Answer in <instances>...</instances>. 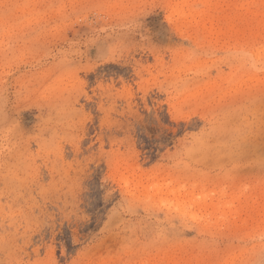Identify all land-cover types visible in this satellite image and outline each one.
<instances>
[{"label": "rangeland", "instance_id": "obj_1", "mask_svg": "<svg viewBox=\"0 0 264 264\" xmlns=\"http://www.w3.org/2000/svg\"><path fill=\"white\" fill-rule=\"evenodd\" d=\"M0 264H264V0H0Z\"/></svg>", "mask_w": 264, "mask_h": 264}]
</instances>
